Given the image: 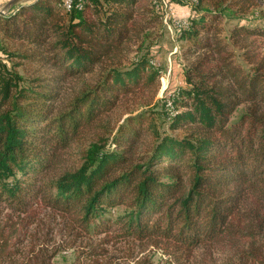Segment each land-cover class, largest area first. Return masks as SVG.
<instances>
[{"label":"trees","instance_id":"obj_1","mask_svg":"<svg viewBox=\"0 0 264 264\" xmlns=\"http://www.w3.org/2000/svg\"><path fill=\"white\" fill-rule=\"evenodd\" d=\"M188 2L175 28L180 82L156 108L161 68L144 44L163 0L0 9V264H15L12 240L45 220L73 238L99 235L78 264H97L119 240L159 247L167 264H208L196 249L238 252L247 241L243 254L264 262V55L253 37L264 26L246 17L257 0ZM15 54L35 72L2 59ZM116 112L127 115L113 122Z\"/></svg>","mask_w":264,"mask_h":264},{"label":"rangeland","instance_id":"obj_2","mask_svg":"<svg viewBox=\"0 0 264 264\" xmlns=\"http://www.w3.org/2000/svg\"><path fill=\"white\" fill-rule=\"evenodd\" d=\"M8 0H0V9H3L5 3ZM19 1V0H18ZM28 1V0H23ZM203 4H206L203 3ZM191 6L188 0H163L162 4V16L161 22L148 30V35L144 46L153 55L152 64L161 68V75L159 77V87L150 103V106L156 108L158 104L168 95L174 94L173 86H177L180 82L181 71L184 64L182 57V49L185 47V41L178 39L175 36V28L177 27L176 19L183 20L187 14V8ZM246 17H252L253 25L264 26V0H257L256 5L250 9V12ZM232 20L226 24L229 29ZM255 44L258 46L259 51L264 55V36H253ZM2 44L8 47L9 52H20L24 47L18 42H12L3 40ZM234 50V60L244 68H247V63L241 56V51L232 46ZM1 53V52H0ZM2 59L8 64L10 68L15 69L20 74L31 75L35 72V64L31 65V62L26 58L21 57L18 54L10 55L8 57H2ZM30 64V65H29ZM43 72V71H41ZM141 107V106H140ZM137 107L136 109H139ZM143 108V107H142ZM166 108V107H165ZM242 106H239L231 119L237 118L242 110ZM167 109V108H166ZM127 113H114L112 115V121H121ZM158 126L163 121L157 119ZM166 127L165 124L161 125ZM31 226L28 233H21L17 238H14V245H11L12 262L20 264L22 261H30L35 264V261L44 259L51 264H78L83 258H79L82 254L81 251L88 248L87 239H92L93 244L98 242L99 235H91L86 238H73L65 235L62 232V223L59 221H44L42 229H34ZM257 238L263 246L255 245L258 250L264 252V232H262ZM242 251H246L245 248L250 246L247 241H242ZM96 247L97 245L94 244ZM104 253L98 254L96 257L99 259L97 264H167L170 261V257L159 247L151 244H140L133 240H119L115 245L106 243L102 246ZM216 250L214 247L207 245L195 250L194 260L206 259L208 264H250L251 261L255 264L258 261L251 260L249 255L243 254L242 251L232 252L230 250ZM78 261V262H77ZM83 264H92L84 262ZM202 264V263H201Z\"/></svg>","mask_w":264,"mask_h":264},{"label":"built area","instance_id":"obj_3","mask_svg":"<svg viewBox=\"0 0 264 264\" xmlns=\"http://www.w3.org/2000/svg\"><path fill=\"white\" fill-rule=\"evenodd\" d=\"M67 2V9H69L71 7V3H72V0H65ZM176 26H181L184 24V20H181V19H176V21H174ZM168 102H170L169 100L167 101L166 103V106L168 107Z\"/></svg>","mask_w":264,"mask_h":264},{"label":"water","instance_id":"obj_4","mask_svg":"<svg viewBox=\"0 0 264 264\" xmlns=\"http://www.w3.org/2000/svg\"><path fill=\"white\" fill-rule=\"evenodd\" d=\"M18 0H8L6 3H5V6L4 8H9L10 6H12L13 4H15ZM0 12H3L0 10Z\"/></svg>","mask_w":264,"mask_h":264},{"label":"bare ground","instance_id":"obj_5","mask_svg":"<svg viewBox=\"0 0 264 264\" xmlns=\"http://www.w3.org/2000/svg\"><path fill=\"white\" fill-rule=\"evenodd\" d=\"M63 2H64L65 8L67 9V2L65 0H63ZM177 27H179V26H177ZM168 107L171 108V103L170 102H168Z\"/></svg>","mask_w":264,"mask_h":264}]
</instances>
